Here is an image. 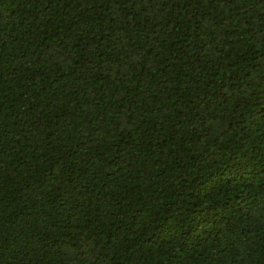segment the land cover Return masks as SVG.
I'll return each instance as SVG.
<instances>
[{
    "label": "trees",
    "instance_id": "1",
    "mask_svg": "<svg viewBox=\"0 0 264 264\" xmlns=\"http://www.w3.org/2000/svg\"><path fill=\"white\" fill-rule=\"evenodd\" d=\"M0 264H264V0H0Z\"/></svg>",
    "mask_w": 264,
    "mask_h": 264
}]
</instances>
